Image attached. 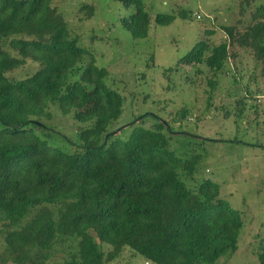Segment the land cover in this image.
I'll use <instances>...</instances> for the list:
<instances>
[{
    "label": "trees",
    "instance_id": "1",
    "mask_svg": "<svg viewBox=\"0 0 264 264\" xmlns=\"http://www.w3.org/2000/svg\"><path fill=\"white\" fill-rule=\"evenodd\" d=\"M116 1L135 8L121 20L124 29L135 40L149 38L145 2ZM252 5L248 23L223 27L221 44L200 40L179 61L205 68L200 72L211 74L210 92L219 90L218 80L239 50L251 54L264 77V0H243L240 16ZM81 11L88 19L95 15L90 5ZM192 15L178 14L184 20ZM176 20L163 15L158 24ZM29 61L38 70L10 78ZM109 77L80 46L56 0H0V264H107L125 249L154 264L232 258L245 226L242 214L222 198L219 184L198 177L210 156L208 144L240 141L185 131L188 108L177 113L179 128L147 114L128 125L132 131L121 141L115 127L125 98L109 86ZM254 94L238 101V122L258 100L260 93ZM53 108L79 124L74 135L50 124ZM209 108L211 121L221 122L211 93ZM148 118L154 120L149 127ZM229 120L227 113L221 123ZM103 244L110 247L107 254ZM258 262L264 264V251Z\"/></svg>",
    "mask_w": 264,
    "mask_h": 264
},
{
    "label": "rangeland",
    "instance_id": "2",
    "mask_svg": "<svg viewBox=\"0 0 264 264\" xmlns=\"http://www.w3.org/2000/svg\"><path fill=\"white\" fill-rule=\"evenodd\" d=\"M143 1L152 17L150 36L145 40L133 39L122 26L121 20L133 14L134 7L125 8L116 0H56V5L69 21L73 35L79 37L80 46L91 50L98 66L110 71L109 86L125 98L124 114L115 127L116 131L121 130L118 139L125 141L132 131L128 125L147 114L179 128L181 123L174 122L177 113L188 108L190 117L188 123L183 124L185 131L216 139L225 135L228 140L240 141L208 144L206 149L210 156L201 165L198 181L210 179L219 184L222 198L241 212L245 223L238 252L217 264H259L258 254L264 251V77L261 68L249 52L239 50L236 63L230 60L220 76L219 90L210 92L211 74L206 70L200 72L205 68L179 65L200 40L210 39L214 45H219L227 38L223 27L236 25L240 19L248 23L256 5L248 7L241 17L243 0ZM84 5L95 8L92 19L82 13ZM182 11L192 12V19H181L178 14ZM163 15L175 16L177 20L169 26L159 25L158 20ZM206 31H215V34L209 37ZM38 68L29 61L26 67L9 76L22 80ZM243 69L249 71L242 76L244 80L239 75ZM250 90L256 97L260 95L244 108L238 122V101ZM210 93L219 106V121L222 122L227 113L231 120L224 124L211 121ZM53 112L55 120L50 124L74 135L79 124L56 108ZM153 123L154 120L148 118L145 126ZM102 248L106 254L110 250L106 244ZM107 264L154 263L125 249L120 258Z\"/></svg>",
    "mask_w": 264,
    "mask_h": 264
},
{
    "label": "built area",
    "instance_id": "3",
    "mask_svg": "<svg viewBox=\"0 0 264 264\" xmlns=\"http://www.w3.org/2000/svg\"><path fill=\"white\" fill-rule=\"evenodd\" d=\"M198 18H200V16H198Z\"/></svg>",
    "mask_w": 264,
    "mask_h": 264
}]
</instances>
